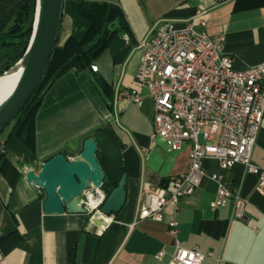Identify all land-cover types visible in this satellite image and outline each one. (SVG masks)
I'll return each mask as SVG.
<instances>
[{
  "label": "crops",
  "instance_id": "obj_1",
  "mask_svg": "<svg viewBox=\"0 0 264 264\" xmlns=\"http://www.w3.org/2000/svg\"><path fill=\"white\" fill-rule=\"evenodd\" d=\"M90 1L119 5L128 31L118 33L94 62L97 72L74 69L46 93L36 118L34 163L7 148L9 132L0 138V264H69L71 254L73 264H176L175 242L198 248L207 256L202 264H264V192L243 165L223 171L216 160H206L199 187L168 204L161 223L137 220L146 194L164 182L170 190L171 180L188 171L191 146L170 151L163 139L152 138L154 102L146 91L140 104L120 98L133 90L141 41L159 23L183 27L201 18L209 35L224 37L236 70L264 62V0ZM90 137L98 146L106 192L127 176L122 210L100 229L85 215L45 214L46 193L25 176L57 154L79 156ZM252 160L264 168V114ZM213 174L246 201L243 219L234 217L232 201L223 209L212 208L218 187ZM173 220L176 236L169 227ZM159 252H164L162 259L156 257Z\"/></svg>",
  "mask_w": 264,
  "mask_h": 264
},
{
  "label": "built area",
  "instance_id": "obj_2",
  "mask_svg": "<svg viewBox=\"0 0 264 264\" xmlns=\"http://www.w3.org/2000/svg\"><path fill=\"white\" fill-rule=\"evenodd\" d=\"M140 47L143 55L135 86L120 98L140 104L146 91L154 102L152 138L163 139L170 151H179L185 144L191 150L188 171L171 180L170 190L160 186L146 194L137 220L161 223L168 204L178 203L199 187L209 159L223 171L243 165L258 178V188L264 192V168L252 160L264 114V62L236 70L225 51L224 37L209 35L201 18L183 27L156 24ZM92 71L97 72V67L92 66ZM210 178L218 184L212 208L223 209L232 201L234 217L243 219L246 201L221 175ZM85 197L89 215L100 213L106 193L87 191ZM112 220L109 217L106 225ZM169 227L176 236L178 222L173 220ZM156 257L162 259L164 252ZM206 257L198 248L185 249L175 242L172 261L176 264H202Z\"/></svg>",
  "mask_w": 264,
  "mask_h": 264
},
{
  "label": "water",
  "instance_id": "obj_3",
  "mask_svg": "<svg viewBox=\"0 0 264 264\" xmlns=\"http://www.w3.org/2000/svg\"><path fill=\"white\" fill-rule=\"evenodd\" d=\"M64 0H35V16L28 46L22 57L0 78L18 75L9 95L0 102V133L25 106L47 69L58 41L63 18ZM108 29L113 34L121 29L115 21ZM51 85L44 90L49 91ZM98 146L94 138L84 142V149L77 157L60 153L45 161L40 169L26 172V181L44 190L45 214L85 215L87 222L98 229L106 226L107 219L122 210L127 198V176L124 174L110 193L105 190V176L97 159ZM104 191L105 200L100 213L89 215L85 192Z\"/></svg>",
  "mask_w": 264,
  "mask_h": 264
},
{
  "label": "trees",
  "instance_id": "obj_4",
  "mask_svg": "<svg viewBox=\"0 0 264 264\" xmlns=\"http://www.w3.org/2000/svg\"><path fill=\"white\" fill-rule=\"evenodd\" d=\"M65 14L72 19V31L63 43L59 34L37 88L19 114L1 132L10 128L7 148L24 154L27 164L34 163L36 158V118L46 87H52L74 69L92 70L94 62L108 49L117 34L128 31L123 10L110 1L64 0L63 18ZM34 16L35 0H0V75L24 54L31 37ZM117 20L121 29L112 34L108 27ZM100 86L105 91L108 89L103 83ZM2 158L7 161L4 155ZM167 184L164 182L160 186L166 187ZM73 262L71 254L69 264Z\"/></svg>",
  "mask_w": 264,
  "mask_h": 264
},
{
  "label": "bare ground",
  "instance_id": "obj_5",
  "mask_svg": "<svg viewBox=\"0 0 264 264\" xmlns=\"http://www.w3.org/2000/svg\"><path fill=\"white\" fill-rule=\"evenodd\" d=\"M18 75L0 78V102L4 100L13 89Z\"/></svg>",
  "mask_w": 264,
  "mask_h": 264
},
{
  "label": "rangeland",
  "instance_id": "obj_6",
  "mask_svg": "<svg viewBox=\"0 0 264 264\" xmlns=\"http://www.w3.org/2000/svg\"><path fill=\"white\" fill-rule=\"evenodd\" d=\"M72 31V19L68 14H65L63 18L62 27L60 30V42L63 43L65 39L69 36ZM10 128L6 129L3 134L0 135V138H4L6 134L9 132Z\"/></svg>",
  "mask_w": 264,
  "mask_h": 264
}]
</instances>
